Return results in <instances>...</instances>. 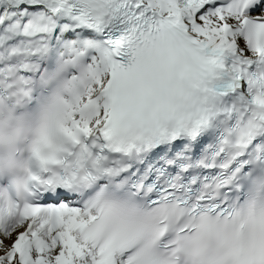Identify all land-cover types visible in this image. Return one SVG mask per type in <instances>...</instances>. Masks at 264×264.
I'll return each mask as SVG.
<instances>
[{
    "label": "snow or ice",
    "instance_id": "snow-or-ice-1",
    "mask_svg": "<svg viewBox=\"0 0 264 264\" xmlns=\"http://www.w3.org/2000/svg\"><path fill=\"white\" fill-rule=\"evenodd\" d=\"M0 264H264V0H0Z\"/></svg>",
    "mask_w": 264,
    "mask_h": 264
}]
</instances>
